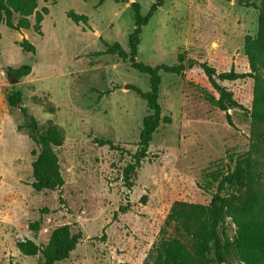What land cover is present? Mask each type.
I'll list each match as a JSON object with an SVG mask.
<instances>
[{"label":"rangeland","instance_id":"374dc122","mask_svg":"<svg viewBox=\"0 0 264 264\" xmlns=\"http://www.w3.org/2000/svg\"><path fill=\"white\" fill-rule=\"evenodd\" d=\"M101 1L38 0L39 9L49 8L42 35L0 24V264H40L41 253L25 256L17 242L31 239L42 247L65 224L81 230L83 239L69 259L57 264H154L164 238L191 244L169 214L177 201L211 203V170L232 167L237 155L252 149L264 184L262 128L246 111H224L210 102L187 71L161 72L159 100L172 121L160 125L135 185L126 187L123 168L132 161L148 113L146 101L126 85L147 92L150 79L132 68V57L96 52L106 49L103 40L119 42L130 52L131 3L138 1L146 15L157 0ZM71 10L87 15L88 26L69 18ZM257 32L258 11L240 0H166L144 26L135 58L173 64L184 53L218 71L245 72L250 70L246 37ZM23 39L36 46L35 53L20 46ZM24 64L32 72L17 79L9 68ZM225 84L240 102H251L252 79ZM12 91L23 94L18 106L8 102ZM22 106L42 132L51 124L62 131V144L52 146L65 180L59 189L33 187V162L41 145ZM98 138L111 139L122 150L100 146ZM37 220L41 225L35 231L30 224ZM221 231L234 239L230 218ZM230 262L242 264L235 256Z\"/></svg>","mask_w":264,"mask_h":264},{"label":"trees","instance_id":"16d2710c","mask_svg":"<svg viewBox=\"0 0 264 264\" xmlns=\"http://www.w3.org/2000/svg\"><path fill=\"white\" fill-rule=\"evenodd\" d=\"M116 1L125 3L129 0ZM165 1L157 0L146 15L142 13L138 1L131 3L134 10V29L129 35L130 52L119 42L109 43L103 40L106 49L96 53L116 55L124 60L135 57L144 26ZM240 2L258 11L257 35L246 37L245 54L249 61V71L240 72L234 67L218 71L207 60L188 58L184 53H179L177 62L173 64L151 65L140 60L131 63L133 69L149 77L151 88L145 92L137 85H126L127 89L135 91L145 100L148 107L137 149L132 161L123 168V179L128 189L135 185L134 176L142 166V161L149 156L154 134L162 123L170 124L172 121L170 116L163 115V107L159 100L161 72L186 75L189 71V80L205 91L208 100L218 108L224 111L239 108L249 113L253 123L262 128L261 147L264 154V0ZM38 5V0H0V24L18 31L33 29L35 33L42 35V23L49 14V8L39 9ZM67 15L74 22L88 26L87 15L74 10L69 11ZM20 46L27 52H36V46L27 39H23ZM186 62H190V66L187 67ZM9 71L20 79L32 72V66L24 64L18 68L10 67ZM245 79L254 81L253 98L249 104L240 102L234 91L225 84ZM22 97L21 91H12L8 95V102L11 106H18L22 103ZM21 110L29 120L32 136L36 137L41 145L33 162V187L37 191L59 189L65 184V180L59 156L52 146L62 144V131L58 126L51 124L42 132L37 119L28 109L22 106ZM97 142L100 146H109L112 150H122L121 145L111 139L98 138ZM260 168L261 162L250 149L237 155L232 167L214 169L208 173L209 184L215 188L211 203L175 202L169 220L190 238L191 244H184L178 239L164 238L154 264H230L231 256L237 257L242 264H264V184ZM227 218H230L236 227L233 240L221 231ZM40 225L41 220H37L32 222L30 227L37 231ZM82 239L81 230L74 231L71 225L65 224L55 228L48 242L42 247L31 239L18 241L17 247L25 256H36L41 253L40 264H57L69 259Z\"/></svg>","mask_w":264,"mask_h":264},{"label":"water","instance_id":"95a60500","mask_svg":"<svg viewBox=\"0 0 264 264\" xmlns=\"http://www.w3.org/2000/svg\"><path fill=\"white\" fill-rule=\"evenodd\" d=\"M136 60V58L135 57H132V62H134ZM187 67H188V65H187ZM20 104V103H19Z\"/></svg>","mask_w":264,"mask_h":264}]
</instances>
